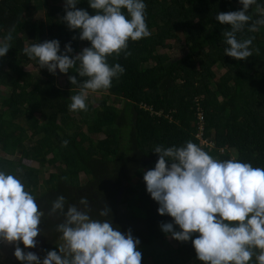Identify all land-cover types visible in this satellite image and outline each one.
I'll return each mask as SVG.
<instances>
[{
  "label": "trees",
  "instance_id": "trees-1",
  "mask_svg": "<svg viewBox=\"0 0 264 264\" xmlns=\"http://www.w3.org/2000/svg\"><path fill=\"white\" fill-rule=\"evenodd\" d=\"M58 1L0 0V39L16 26L12 47L0 57V87L8 88L7 94L0 88V150L11 156L20 153L17 160L0 156V170L19 175L36 197L45 214L38 236L47 245L59 239L55 226L62 220L48 215L51 202L64 195L66 211L68 204L79 207V199L85 197L91 215L110 219L122 233L131 229L140 240L141 264H203L191 239L172 238V243L170 234L161 230L160 225L173 223V218L157 212L159 205L146 191L143 175L155 167V146H182L189 140L215 158L235 156L264 168V26L249 32L246 25L237 33L241 40L254 36L250 47L259 49V54L237 60L224 53L228 45L222 31L230 30V25L215 17L240 10L239 0H144L151 36L129 41L127 58L123 53L110 56L109 64L119 63L124 74L113 80L96 106L87 99L88 111L73 112L69 104L79 88L68 76L81 82L86 78L73 68L65 74V86H58L46 68L27 70V63L38 65V61L22 51L31 43L52 39L59 41L61 52L70 44L69 56L91 46L79 39V29L68 28L62 19L64 4ZM257 3L262 6L259 10L255 5L248 9L253 20L264 12V0ZM76 8L95 14L88 0H78ZM40 12L43 18H38ZM169 40L183 41L185 53L161 52L173 47ZM197 100L205 113L203 138L213 145L196 135ZM24 159L37 161L39 167ZM48 165L56 170L42 178ZM105 206L110 215L98 217ZM173 227L180 230L174 223ZM54 250L58 251L57 245Z\"/></svg>",
  "mask_w": 264,
  "mask_h": 264
},
{
  "label": "clouds",
  "instance_id": "clouds-1",
  "mask_svg": "<svg viewBox=\"0 0 264 264\" xmlns=\"http://www.w3.org/2000/svg\"><path fill=\"white\" fill-rule=\"evenodd\" d=\"M78 0H65L62 17L70 30L79 29V39L90 42L73 56V49L66 44L60 51L59 41L45 40L31 43L23 53L38 61L39 68H46L55 75L57 69L67 74L75 68L82 82L69 75L72 85L79 92L71 96L69 110L88 111L89 92L106 91L114 79L124 74L119 63L109 64L110 56L125 58L129 41L136 42L151 36L146 22L144 0H88L94 15L83 8H76ZM240 10L219 12L215 19L230 25L222 35L228 45L224 53L237 60H246L259 49L250 47L254 36L238 39L237 33L257 32L264 26V12L253 20L248 9L253 5L259 10L257 0H239ZM251 22V23H249ZM15 25L0 39V57L12 47ZM76 39V37H73ZM78 65V66H77ZM63 144L66 146L67 141ZM155 167L144 172L146 191L159 205L160 215H169L173 223H162L161 230L177 241L191 239L196 258L203 264H264V168L253 167L250 162L235 158L218 159L198 144L186 141L182 146L157 145ZM170 161V164H169ZM22 170H17L21 172ZM66 197L58 195L48 210L49 216L61 222L55 226L59 235L58 251L49 250L41 259L32 251L38 227L45 215L39 209L36 197L28 190L19 175L0 170V242L14 246L13 255L23 264H141L140 240L133 237L131 229L122 233L114 228L110 219L91 215L87 198L68 204ZM98 217L110 215L105 206ZM194 233L198 235L193 237Z\"/></svg>",
  "mask_w": 264,
  "mask_h": 264
},
{
  "label": "rangeland",
  "instance_id": "rangeland-1",
  "mask_svg": "<svg viewBox=\"0 0 264 264\" xmlns=\"http://www.w3.org/2000/svg\"><path fill=\"white\" fill-rule=\"evenodd\" d=\"M65 0H59L57 3L59 4H64ZM38 18H43L44 17V12H40L38 15ZM183 40V39H182ZM169 42L173 45V47H166V48H162L160 49L161 52H166L171 56H182L185 53V47H184V42L182 41L181 43H176L175 40H169ZM26 69L27 70H31V71H38L39 70V66L35 65L33 63H27L26 64ZM225 72V69H220L217 71L218 75L216 77V79L218 78V76H220L221 74H223ZM57 85L64 87L66 84V79H65V74L64 73H60L59 70L57 69L56 74L54 75ZM1 91L3 92V94H7L8 93V88L1 86ZM105 94L104 91H97V92H89L88 93V100H90V102L96 106L98 104L99 99ZM119 106H123L124 101H120ZM160 113V112H158ZM37 116H40V113H37ZM100 137H103V134L99 135ZM235 152V150L233 151ZM233 155L235 153H232ZM0 156H5L7 158H13L14 160H17L20 157V153L14 156L11 155H6L4 152H2L0 150ZM49 157H51V154L49 155ZM24 162L26 164H29L31 166H35V167H39V163L37 161H33V160H28V159H24ZM56 170L55 167L53 166H47L43 168V173H42V178H47L49 176V174L51 172H54ZM82 178L84 179V174H82ZM136 181L133 180L132 184H135ZM123 209L125 210V206H123ZM36 241L37 244L34 248L31 249H25L23 247V245H21L20 243V247L22 249H24V251H32L34 253H36L41 259H43V257L46 255L47 251L49 250H54V247L57 245V243H59V240H55L53 241L51 244H46V242L41 239L40 236L36 237ZM172 241V238H171ZM173 243V241H172ZM176 244V242L174 241V245ZM176 246V245H175ZM14 252V246L10 245V244H4L2 242H0V264H23V262L17 260L15 258V256L13 255ZM200 264V263H199Z\"/></svg>",
  "mask_w": 264,
  "mask_h": 264
},
{
  "label": "built area",
  "instance_id": "built-area-1",
  "mask_svg": "<svg viewBox=\"0 0 264 264\" xmlns=\"http://www.w3.org/2000/svg\"><path fill=\"white\" fill-rule=\"evenodd\" d=\"M197 120H198V134L197 136L201 139H203V142L205 144H209V145H213V142H208L206 139L203 138V132H204V123H205V113H204V109L202 108L200 101L197 100ZM149 110H152V108H150ZM156 114H158V112H156Z\"/></svg>",
  "mask_w": 264,
  "mask_h": 264
},
{
  "label": "crops",
  "instance_id": "crops-1",
  "mask_svg": "<svg viewBox=\"0 0 264 264\" xmlns=\"http://www.w3.org/2000/svg\"><path fill=\"white\" fill-rule=\"evenodd\" d=\"M201 97H202V96H201ZM158 115H160V113H158ZM197 134H198V132H197ZM197 134H196V135H197ZM202 140H203V139H202ZM203 143H204V142H203ZM204 144H205V143H204ZM81 177H82V174H81Z\"/></svg>",
  "mask_w": 264,
  "mask_h": 264
},
{
  "label": "flooded vegetation",
  "instance_id": "flooded-vegetation-1",
  "mask_svg": "<svg viewBox=\"0 0 264 264\" xmlns=\"http://www.w3.org/2000/svg\"><path fill=\"white\" fill-rule=\"evenodd\" d=\"M36 239V238H35ZM21 245H23L22 243H21ZM23 247L25 248V246L23 245ZM25 249H31V248H25Z\"/></svg>",
  "mask_w": 264,
  "mask_h": 264
}]
</instances>
